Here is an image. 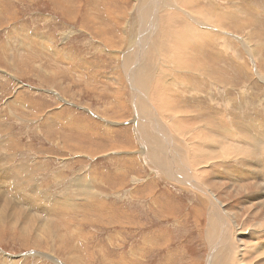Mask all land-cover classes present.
Returning a JSON list of instances; mask_svg holds the SVG:
<instances>
[{
    "label": "rangeland",
    "instance_id": "374dc122",
    "mask_svg": "<svg viewBox=\"0 0 264 264\" xmlns=\"http://www.w3.org/2000/svg\"><path fill=\"white\" fill-rule=\"evenodd\" d=\"M183 22L192 54L169 43ZM139 23L157 36L134 96ZM167 134L230 222L210 232L228 255L210 257L209 194L168 174ZM262 137L264 0H0V264H264Z\"/></svg>",
    "mask_w": 264,
    "mask_h": 264
},
{
    "label": "bare ground",
    "instance_id": "6f19581e",
    "mask_svg": "<svg viewBox=\"0 0 264 264\" xmlns=\"http://www.w3.org/2000/svg\"><path fill=\"white\" fill-rule=\"evenodd\" d=\"M160 1V0H159ZM181 2V1H180ZM184 3L186 4V1H184ZM153 4V3H152ZM184 5V4H183ZM156 7H158V6H156ZM151 9H152V7H151ZM148 10V9H147ZM152 11V10H151ZM153 12V11H152ZM154 15V14H153ZM149 17V16H148ZM161 19V18H160ZM137 21V20H136ZM139 21L141 22V19L139 18ZM139 21H137V22H139ZM153 21H154V19H153ZM144 22V21H143ZM149 22V21H148ZM163 24V23H162ZM151 25L152 24H150L149 26H142V24H135V27L133 28V31H132V33H133V35L131 36L130 35V37H129V49L132 47V52H133V56H132V60L134 59V64L132 65V70H131V68H129V67H127V70L128 71H130V76H131V83H132V85H134V90H133V93H134V96H135V93H137V92H139V91H141L142 90V86L143 85H139V84H141L140 82H138L139 80V76H141L140 74H141V68L144 66L143 64H144V54L142 53V44H144V43H146L147 41H148V37L146 36L145 38H143L144 36H143V34H144V30H146V33L148 32L149 34L151 33V35H153L155 38H156V36H157V32L155 33V32H151ZM131 33V34H132ZM147 33V34H148ZM146 35V34H145ZM153 37V38H154ZM153 38H151V40L153 39ZM154 38V39H155ZM158 40H159V37H158ZM141 41V42H140ZM156 41V40H155ZM152 42H154V41H152ZM159 42V41H158ZM154 45V44H153ZM157 45H159L158 43H157ZM162 48V47H161ZM148 50V49H147ZM146 50V51H147ZM129 58V57H128ZM125 62H128L129 63V60H127V61H125ZM133 63V62H132ZM137 68H139V70L137 69ZM135 72H137V74H135ZM143 75V74H142ZM138 78V79H137ZM135 79H137V81L135 80ZM138 83V84H137ZM132 90V89H131ZM144 97V96H143ZM145 98H147L148 99V97H144V99H142V98H135V102H136V104L138 103V102H142L143 104L144 103H146V104H151L150 103V99H148V100H146ZM135 104V103H134ZM144 107V106H143ZM146 108V107H145ZM147 110H148V108H147ZM136 111L138 112V116L139 117H141L140 115H142V111H141V109H140V107H139V109H137V107H136ZM151 113V115H148V116H150V119H148V120H150L149 122V124H154L155 125V123H152L153 122V118H152V116H153V114H152V108H151V111H150ZM156 112V111H155ZM137 114V113H136ZM144 115V114H143ZM156 115V114H155ZM147 116V115H146ZM141 118H143V120H145V117L143 116V117H141ZM149 118V117H148ZM156 118V117H155ZM154 118V121H156V120H158V119H155ZM159 118V117H158ZM160 119V118H159ZM159 121V120H158ZM161 121V120H160ZM160 121H159V123H160ZM145 125V124H144ZM163 125V124H162ZM166 124H164L163 126H162V128L163 129H165L166 130V128H167V126H165ZM151 126V125H150ZM157 126V125H156ZM262 126V125H261ZM142 129V132H143V136H144V140H146V142L147 143H152V142H156L155 140H153V139H148V137H146V132L144 131L145 130V128H141ZM151 129V128H150ZM153 129V131H155L154 130V128H152ZM150 132V131H149ZM160 133V135L162 134L161 133V131L159 132ZM160 135H158L159 137H161ZM168 136H166L167 137V139H166V137H165V139L166 140H168V142H169V146H170V154L168 155L169 156V158H171V155H173L174 154V156H173V158L175 157V161H174V159H172L173 161V165H171V170H170V173H168L169 175H172V178H174V179H176V180H179L180 182L181 181H183L182 182V184H186V183H191L192 185H194L197 189H199V190H201V191H205L207 194H209L208 196L210 197V199H211V203H213V204H211L212 205V207L213 208H215V209H217L216 208V206L218 207V206H220V203H219V201L218 200H216V198L214 197V195L210 192V191H208L209 189H207L204 185L202 186V184L201 183H199L198 181L199 180H196V177L194 176L193 177V175H192V170H191V167H190V165L189 166H186L187 164H186V160L185 161H183V160H181L179 157H180V155H177L178 153L180 154V148L178 149L174 144V140L172 139L173 137L172 136H169V134H167ZM152 137V136H151ZM163 139H164V137H162ZM262 138H264V137H262ZM164 139V140H165ZM157 140V139H156ZM258 140H259V138H258ZM160 141V140H159ZM262 141V140H261ZM164 142V141H163ZM167 143V142H166ZM168 144V143H167ZM262 144L264 145V141L262 142ZM155 145V144H154ZM254 145V144H253ZM262 145V146H263ZM264 147V146H263ZM150 148V147H149ZM156 149H154L153 148V151H155L156 150V152L158 151L157 149H159L160 148V145H157V143H156V147H155ZM160 150V149H159ZM163 150V149H162ZM183 151V150H182ZM159 152V151H158ZM217 152V151H216ZM168 153V152H167ZM177 153V154H176ZM215 154V153H214ZM213 154V155H214ZM217 154V153H216ZM219 154H220V152H219ZM165 156V155H164ZM160 157H161V155H160ZM163 157V156H162ZM214 158H217L218 157V154L217 155H214L213 156ZM185 158V157H184ZM179 160H181V163L183 164V166H184V169H181L180 168V166H178V167H176V164H178V162H179ZM168 161V160H167ZM164 164V163H163ZM172 164V163H171ZM179 165V164H178ZM158 166H160V165H158ZM166 166V165H165ZM170 166V165H169ZM182 166V165H181ZM167 169V168H166ZM186 169V170H185ZM185 170V171H184ZM169 171V170H168ZM184 171V172H183ZM262 174V173H261ZM264 175V174H263ZM262 176V175H261ZM263 177V176H262ZM262 179V178H261ZM79 190V189H78ZM212 199H213V202H212ZM213 208H212V210H213ZM218 210V209H217ZM220 210H221V208H220ZM215 210H213L212 212H214ZM1 212H3V211H1ZM221 213H222V211H217V214H216V216L215 217H212V216H210V219H212V220H210L211 222H209L210 223V226H208V233L206 234L207 235V238L208 239H211L213 242H214V244L212 245V247H211V254H210V257L212 258V260H214L215 259V256H217V253H218V250H219V253H220V249H222L223 250V252H225L227 255L229 254V251H230V249L228 248V246H224V245H222V246H218L219 244L218 243H216V238H217V234H212V233H210V232H214L215 230L214 229H211V226L212 227H217V225H218V227H219V231H221V232H223V233H225L226 235L225 236H230V235H228L229 234V230H230V227L228 226V224H230V222L228 221V219H227V217L226 218H224V216H226L225 214L224 215H221ZM216 218V220H214ZM0 220H1V216H0ZM217 220L219 221L218 222V224H216L217 223ZM232 224H234V222L233 221H231V225ZM224 226V227H223ZM218 229V228H217ZM234 230V229H233ZM232 230V232H234ZM218 231V232H219ZM222 233V234H223ZM224 237V236H223ZM234 237V236H233ZM220 239V238H219ZM233 239V238H232ZM228 241V240H227ZM212 242V243H213ZM219 242V241H218ZM221 242V241H220ZM219 242V243H220ZM226 243V242H225ZM210 244V243H209ZM220 244H222V243H220ZM236 245V244H235ZM216 246V247H215ZM231 247V246H230ZM237 251H238V248H237ZM213 252V253H212ZM239 253V252H238ZM225 256V255H224ZM209 257V258H210ZM223 262V261H222ZM207 264H208V262H207ZM210 264V263H209ZM211 264H212V261H211Z\"/></svg>",
    "mask_w": 264,
    "mask_h": 264
},
{
    "label": "crops",
    "instance_id": "0c3cea01",
    "mask_svg": "<svg viewBox=\"0 0 264 264\" xmlns=\"http://www.w3.org/2000/svg\"><path fill=\"white\" fill-rule=\"evenodd\" d=\"M138 12V11H136ZM118 14V13H117ZM163 16V15H162ZM160 17V16H159ZM163 21H165L167 23V21L169 20L168 19V16H163V17H160ZM177 17H173V19H176ZM174 21V20H173ZM176 22V21H175ZM182 24H185L184 26V30H182V32L179 33L178 36H175V37H171V34H170V37H171V41L172 42H169L170 44H172L173 46H175L176 48H174L173 50L174 51H179L180 54L183 55L184 54H192L191 53V50L192 48L190 47H193V44H192V41H190V39L192 38V30H193V26H192V23H190L188 26L186 25L185 22H183ZM176 37H179L181 38V40L179 42L175 41V38ZM164 45V44H162ZM190 46V47H189ZM188 50V51H187ZM192 63L188 60V63H187V60H184L182 61L181 58H180V62H178V64H180V69L176 67V65L174 64V67L175 69H179V70H176V71H172V72H169L171 75L169 76H166L168 78H170L171 80H175L178 76H183L185 75L186 73V70L188 69V65ZM164 69V68H163ZM163 69H158L159 70V73H161L163 71ZM189 75H192L193 76V71H188L187 72ZM179 81V80H178ZM193 79L192 78H185L183 79L182 81H179V85L175 82V86H177L178 88H184L186 89V87H190L192 89V86H193ZM186 93L184 92L182 95L178 96V97H181L182 99V102L181 103H185L186 101ZM185 111L186 110H181L180 112H182L184 114V117H180V119H184L185 117L187 118V115L185 114ZM181 116V115H180ZM188 118H191V116L189 115Z\"/></svg>",
    "mask_w": 264,
    "mask_h": 264
},
{
    "label": "water",
    "instance_id": "95a60500",
    "mask_svg": "<svg viewBox=\"0 0 264 264\" xmlns=\"http://www.w3.org/2000/svg\"><path fill=\"white\" fill-rule=\"evenodd\" d=\"M130 85V87L132 88V85L131 84H129Z\"/></svg>",
    "mask_w": 264,
    "mask_h": 264
}]
</instances>
